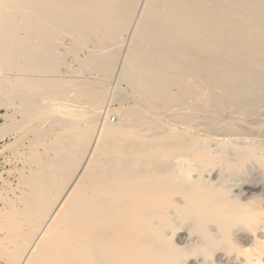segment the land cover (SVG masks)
Masks as SVG:
<instances>
[{
  "label": "bare ground",
  "instance_id": "1",
  "mask_svg": "<svg viewBox=\"0 0 264 264\" xmlns=\"http://www.w3.org/2000/svg\"><path fill=\"white\" fill-rule=\"evenodd\" d=\"M139 1L0 0V141L15 139L5 149L24 166L20 195L7 183L0 192V264H264V192L248 196L264 181V122L244 126L251 112L214 89L222 54L264 58V23L238 18L229 4L217 12L212 0H145L139 17ZM128 26L140 39L123 73L152 99L155 117L117 110L115 124L111 111L94 112L103 90L48 75L64 65L65 39L73 50L92 34L95 45L115 44ZM90 55L81 70L104 72L116 58ZM206 69L210 79L195 85ZM169 108L224 109L232 118L195 134L191 114L164 123ZM238 182L248 183L247 195Z\"/></svg>",
  "mask_w": 264,
  "mask_h": 264
},
{
  "label": "rangeland",
  "instance_id": "2",
  "mask_svg": "<svg viewBox=\"0 0 264 264\" xmlns=\"http://www.w3.org/2000/svg\"><path fill=\"white\" fill-rule=\"evenodd\" d=\"M144 1L145 0H140L139 1L140 8L138 7V9H137V11H138L137 15L139 17L141 16V13H142V10H143ZM212 1H213L212 5L216 6L215 10L217 12H221V13L222 12H226L227 11L226 9L228 8L227 6L229 4V6L232 7V9H234L235 11L238 10V12L240 13L239 14L237 12L238 13L237 14L238 18H243V20H246V18H248V19H251L250 21L253 22V23H257V21L260 20V22L264 23V13H263L264 9H261V8H264V4H263L264 0H262L261 2H260V0H259V2H258V0H247L246 2L248 4L245 2V0H242V1L241 0H239V1L238 0H212ZM249 3H251V5H249ZM252 3H254V7H251ZM141 4H142V6H141ZM218 6H221V7H224V8H222V10H220L221 7H218ZM255 7H256V9H255ZM257 7H258V9H257ZM217 8H219V9H217ZM241 12H243V13H241ZM249 13H250V15H249ZM243 14H246V15H243ZM251 14L254 15V16L249 18L251 16ZM255 18H258V20L255 21ZM239 21H242V20H239ZM130 28L132 29L131 26L130 27L128 26V29L126 28L124 31H122L120 33L119 40H118L119 45H118V42L115 43V44L114 43H110V45L108 43L102 42L101 46L95 45V43L100 42L99 41L100 38H99V36H97L95 34L94 35L92 34V40H94V41L91 40V42H88V45H87V47H85V49L82 48V49H79V50H73L74 49L73 48V42L71 41V39H65L63 42L60 43V47H61L60 48L61 49L60 53H63L62 57L65 60V62H64L65 66L62 65L59 68L60 70L57 73L48 75L49 78H53V79H56V80H62V79L63 80H66V79L70 80L71 79V80H73L75 82H79V83L86 82V83L90 84L92 87H95V88H98L100 90H103L105 92V96H106L105 102L102 105V107L104 109L101 108L100 110L94 111V112L96 114L99 113V114L103 115L104 112L111 111L110 112L111 114H109V116H110L109 118H110L111 122L113 121V123H115V124L119 123L118 119L120 117V116H118L117 114H115L113 112V111H117V110L122 112L123 117H125L128 113H130L132 111H135V110L152 112L151 115L153 117H155V115L153 114L154 111L151 108L152 99L148 98L146 94L143 95L144 92H142L140 89L136 90L134 88V81L130 80L129 78H126L125 73H123V72L126 71V67H125L126 66V62L128 61V58L130 56L131 50H129V49H131L133 47V45L136 43V41L140 39L139 35L135 32L134 27H133V30H131ZM129 29L131 30L130 34L128 32ZM252 30L253 29H251V28H249L247 30H243V31H241V29H239V30H237V31H239L237 33H239L241 38H243V36L245 34L251 33ZM67 40H68V42H67ZM239 43H240L239 45H241V44L244 45L245 44V43H242V40ZM71 44H72V46H71ZM144 45L146 46L145 47L146 49H150V48L152 49L151 43L145 42ZM95 48H96V50H95ZM238 48L239 47H236V50H238ZM91 50L93 52H96V53H93V52L90 53ZM102 50L104 52H102ZM97 51H99L101 53H98ZM246 51H249V49H246ZM227 52H226V54H227ZM90 54H96V55L98 54L97 57L100 56V57H107V58H109L112 55L111 57H113V58L116 57L115 58V62H114L115 65L113 64L111 66V68H109L107 70H104V72L102 70H99V68H95V69L92 68V69H90L88 71L81 70L80 69V64L84 60H86L87 57L91 56ZM102 54H104L106 56H104ZM96 55H93V56H96ZM107 55L108 56L110 55V56L108 57ZM220 57L221 58L217 62V68H216L219 71L218 72L219 75H217L218 81H217L216 85H214L215 86V88H214L215 91L216 92L219 91L217 93H221L222 94V96L219 95V96H221V98L224 97V99H232V100H234L237 103H242L243 108L245 107L244 111H246V112L248 111L249 113L251 112L250 114L252 116L248 115V116L242 118V120H246V121L248 120L246 124L243 123L244 126H252L253 125L252 122L253 121L255 122L256 120L257 121L260 120L261 122H264V114H263L264 113V108H263L264 107V89H263L264 88V83H263L264 82V72H263L264 71V58L263 57L256 58L254 56L253 57H249V56L242 57V56H238V55L234 56V55H232L230 53L228 55L222 54ZM228 58H229V60H228ZM118 59H119V62L117 64ZM235 60L238 61L239 63H236ZM228 61H230V62H228ZM121 63H123V64H121ZM240 63L243 66L240 65ZM249 63H250V65H249ZM196 64H197V62H196ZM196 64L195 63L192 64V71L195 70V68H196V72H197ZM120 66H121V71H120ZM124 67H125V69H124ZM137 68L143 69V67L140 66V65ZM70 69L73 70V71H71ZM109 70H112V71H109ZM204 71H206V72H204ZM225 71H226V73H225ZM120 72H122V73H120ZM201 72H203V73H201ZM227 72H229V73L227 74ZM244 73H246V74H244ZM107 74L108 75L110 74V76L107 77ZM111 74L112 75L114 74V76H111ZM199 74L202 77L201 80L203 79V81L202 82L201 81H197L198 83L196 82L195 85L199 84V86H200V85L203 84L204 80H208L211 77L210 76V70H208V69L200 71ZM252 74H254V75H252ZM57 75H59V76H57ZM111 77H112V79H111ZM221 77H222V79H225V81L222 80ZM117 78H118V81H117ZM193 78L198 80V77H196V76L193 77ZM250 78L253 79V80H251ZM123 79H124V81H123ZM226 79H227L228 82L226 81ZM219 83H221L222 86L225 85L223 87L224 88L226 87V89L224 90L223 87H221V85ZM239 84L241 86H239ZM245 84H247V86ZM256 84H257V86H256ZM218 86H220V87H218ZM249 87H250V89H249ZM131 89H133V90H131ZM229 89H230V91H229ZM177 90H178V87L174 86L173 87V91L177 92ZM242 92H244V93H242ZM197 93H199V92H196V94ZM243 94H245L244 95L245 97L243 96ZM141 95H142V97H141ZM238 98H239V100H238ZM245 102H247V104H250L251 106L250 105L248 106L247 104L245 105ZM262 105H263V107H262ZM260 108L262 110H260ZM216 109L217 108H212V110H211V108L210 109L209 108H201V109H187V111L185 109V110L181 111V109H179V108H173V109L169 108V109H165V110L162 111L161 117H162V115H164L162 117L163 118L162 121L164 123H166V124H168V123L174 124V122L177 120V117L180 116L181 114H183V113L191 114L194 117V121L191 124L192 128L191 127L189 128V132L195 133V134L196 133L203 134V131H207L209 129L212 130L213 132H216L217 129H220L224 124H226L228 122L227 119L230 120L232 118V116L227 111H225L224 109H222V110L221 109H217L216 110ZM246 109H248V110H246ZM189 110H190V112H189ZM81 111H82V109H79L78 113L79 112L81 113ZM102 112H103V114H102ZM112 112H113V114H112ZM2 113L5 114L6 111H2ZM252 113H254V114H252ZM10 114H11V112H10ZM167 117H168V119H167ZM99 119H101V118H99ZM222 120H224L225 122L222 121ZM99 123H101V121L98 122L97 131L100 129ZM248 123H250V124H248ZM0 124H4V119H2L1 117H0ZM193 124H194V126H193ZM53 135L54 134H52L51 136H53ZM258 140L260 141L262 139L259 138ZM14 142H15V139L13 137L6 138V139L0 141V192L1 191L3 192L4 189H8L7 185L5 184V183H7V184H10V187L12 189H15L17 191L16 192L17 195H20V191L17 188L19 186V177H20L19 170L23 169V167H24L23 166V162H22L23 158H22V155H20V154L17 155V153H15L14 151L5 149L7 146L11 145ZM28 146H29V144L27 142L26 145L24 146L25 148L24 147L21 148V153L27 154L29 152ZM87 158H88V156H86V158L84 159L83 164H82L83 166H84ZM255 171L257 172L259 170L255 169ZM256 174H258V173H256ZM258 182H261V183L259 184ZM254 183H256V184L258 183V185H257L258 187L255 186V189L253 191H251L250 195H248V196H251V195H253L255 193L259 194L261 192L262 193L264 192L263 191L264 190V185H263L264 181L263 182L262 181H257V182H254ZM238 185L241 186L240 190L244 189L243 191H244L245 195H247L250 192V190H248V188L246 190V185H248V183L243 184L242 182H238ZM238 188L239 187H236L235 189H238ZM11 196L13 197L12 194H11ZM183 233H184V230H181V231L178 232L179 235H182Z\"/></svg>",
  "mask_w": 264,
  "mask_h": 264
}]
</instances>
